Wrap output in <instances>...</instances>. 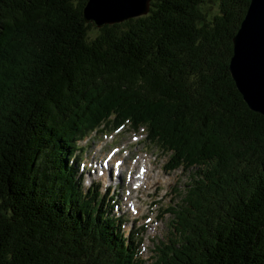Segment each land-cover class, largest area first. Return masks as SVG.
Returning <instances> with one entry per match:
<instances>
[{"label": "trees", "instance_id": "trees-1", "mask_svg": "<svg viewBox=\"0 0 264 264\" xmlns=\"http://www.w3.org/2000/svg\"><path fill=\"white\" fill-rule=\"evenodd\" d=\"M87 1L0 0V264L141 263L75 167L126 125L194 169L153 264H264V117L229 73L250 0H151L93 37Z\"/></svg>", "mask_w": 264, "mask_h": 264}, {"label": "rangeland", "instance_id": "rangeland-1", "mask_svg": "<svg viewBox=\"0 0 264 264\" xmlns=\"http://www.w3.org/2000/svg\"><path fill=\"white\" fill-rule=\"evenodd\" d=\"M205 8L211 12L214 10L210 4ZM96 33V28H93L89 35L93 37ZM112 130L106 127L76 142L75 154L78 159L76 164L71 159L72 164L77 167V177L82 182L83 190L95 187L98 196L105 197L107 207L103 211H110L116 219H120L119 227L126 238L132 233L140 264H153L156 247L160 242L167 243L173 232V218L167 210L183 195L194 169L168 171V154L148 143L143 129L136 131L126 125ZM106 163L110 174L105 178V169L101 167H105ZM117 168L124 177L122 186L114 176L117 175ZM100 173L104 178L100 177ZM138 175L140 179L150 180L140 185L135 181L130 194L127 189L130 187L129 179L135 177L138 180ZM111 195L115 201L109 200ZM128 197L130 205L124 202ZM110 205L113 206L112 210Z\"/></svg>", "mask_w": 264, "mask_h": 264}, {"label": "water", "instance_id": "water-1", "mask_svg": "<svg viewBox=\"0 0 264 264\" xmlns=\"http://www.w3.org/2000/svg\"><path fill=\"white\" fill-rule=\"evenodd\" d=\"M151 0H88L83 18L95 28L146 16ZM229 73L248 109L264 117V0H250L232 39Z\"/></svg>", "mask_w": 264, "mask_h": 264}, {"label": "bare ground", "instance_id": "bare-ground-1", "mask_svg": "<svg viewBox=\"0 0 264 264\" xmlns=\"http://www.w3.org/2000/svg\"><path fill=\"white\" fill-rule=\"evenodd\" d=\"M121 161V160H120ZM142 162V161H141ZM114 164H115V162H114ZM132 164H134V163H131V165ZM102 165V164H101ZM130 165V164H129ZM104 166V165H103ZM145 167V166H144ZM102 169H105L104 170V172H103V175H104V177L105 176H107V175H109L110 174V170H109V166H108V163H106V165H105V167H101ZM115 169V168H114ZM118 170L117 171H115L116 173H117V175H115L114 174V176L116 177V180H118V182L120 183V185L122 186V184H123V181H124V177H123V174H122V171H120L119 170V168H117ZM121 169V168H120ZM130 171V170H129ZM128 171V172H129ZM144 172V171H143ZM93 173V172H92ZM95 173L97 174V170L95 171ZM146 173V172H145ZM122 174V175H121ZM143 174V173H142ZM100 177L102 178L103 176L101 175V173H100ZM103 177V178H104ZM138 178V180H135V177L134 178H131V179H129L130 180V187H128V186H126V188L128 189V191L130 192V194L132 193V190H133V187H134V185H136V184H134L135 183V181L137 182V184L138 185H140V183H142V182H147V181H149L150 179H145V180H143V178L142 179H140L139 178V175L137 176ZM96 178V177H95ZM106 178V177H105ZM149 178V177H148ZM107 180L109 181V179L107 178ZM143 180V181H142ZM144 183V184H145ZM117 185V184H116ZM124 188V187H123ZM129 197L128 198H125L124 199V202L126 201V204H129L130 205V202H129ZM122 258V257H121Z\"/></svg>", "mask_w": 264, "mask_h": 264}]
</instances>
